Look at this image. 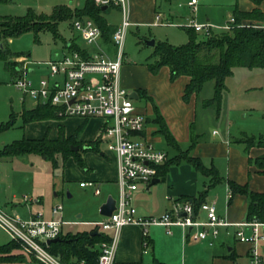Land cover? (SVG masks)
Returning <instances> with one entry per match:
<instances>
[{
  "label": "crops",
  "instance_id": "0c3cea01",
  "mask_svg": "<svg viewBox=\"0 0 264 264\" xmlns=\"http://www.w3.org/2000/svg\"><path fill=\"white\" fill-rule=\"evenodd\" d=\"M235 3H238L241 10L250 11L254 7L259 6L264 11V0L259 5L252 0H236ZM110 6L111 5H108L104 10V15L105 11H107ZM128 9L132 24L135 25H140L145 22L153 23L156 19V15H164L158 7V0H129ZM168 13V15H164L166 16L165 18L169 22H173L169 18H174L176 14L172 9L169 10ZM230 21H228V23ZM256 22H260L259 25L264 27V19H259ZM225 27L223 29H225ZM69 41L71 40H68V42ZM90 47L93 49H95L94 47L102 48L112 56H114L116 52L112 40L106 41L103 36L97 44L91 45ZM236 67H247L251 70L264 68L249 67L247 65H238ZM29 71V74H32V76H30L34 80H38L42 76L41 74L35 75L36 68L33 66H29ZM120 76L123 86L129 89L130 92L135 90L138 94V98L141 96L146 97L147 101L143 105H136L139 111L145 113L146 118L151 120L155 117V106L157 105L159 112L163 116L168 129L175 137L176 141L185 148L190 143L192 133H194L198 139L196 145L192 149V154L201 156L208 166L212 164L217 166L224 177L223 181L207 188L209 177L198 171L191 162L183 160L171 163L164 178H161L159 175L160 180L158 182L149 186H140L134 191V202L137 206L138 214H161L167 210H171L177 200L188 199V197H198L201 192L207 188L208 190L203 197L205 201L214 202L218 213L226 216L234 223V225L229 228L234 227L236 229L239 222L246 220L249 197L245 193H235L232 199L229 200L231 197V188L228 180L248 183L251 189L264 191V171H262L255 162L250 161V157L256 158L258 155L264 153V146L254 144L248 147L246 142L239 140V138L243 137L245 134H255H248L246 129H242L240 125L236 126L235 119H228V114L222 115V109H220V107L216 114L213 110H210L209 107L211 102L207 101L211 97L205 98L206 100L204 99L205 102L202 104L203 109L201 110L199 92L193 93L190 98L186 100L184 98L185 86L190 77L188 75H181L175 80H171L170 67L168 65L162 66L158 72L154 73L149 69L146 62L122 64ZM251 76L252 77H250L248 81L254 77L253 75ZM22 99L25 101L26 96ZM214 117H216V119H214ZM214 122L218 124V127L213 125ZM105 123V119L100 116L86 118L81 116H66L40 119L26 123L32 125L36 124L38 128L35 133L28 137H43L47 134L50 138L55 139L60 136L61 130H63L66 137L75 136L77 140L76 145H78L79 148V144L82 145L81 156L86 165L84 169L88 170V173L79 171L80 178H82L81 180L92 179L95 180L100 188L104 186L103 189L101 188L100 193H96L102 195L98 203L97 215L90 218H83V213H78L77 216L79 218H69L64 212L63 216L66 220H79V222L64 224L62 233L93 231L94 227L89 221L102 217L103 214L100 213L101 204L109 195H113L116 198L119 196V184L117 182L118 170L115 155L110 150H107L106 144L100 137ZM209 123H211V125H207ZM158 128L159 126L157 123L147 121L144 134L152 139L155 144L158 142H165L170 146L165 136L158 131ZM262 133L264 132H259L258 134ZM96 139H99L97 143L98 149L89 148L90 142ZM167 150L170 155L174 154L170 149ZM92 189L94 191V188ZM55 195H57V192H55ZM27 202L28 201H26V203ZM29 202L44 204V198L39 197L36 200L32 198ZM29 202L27 203L29 215L42 210L46 216L51 215V206L56 203L52 201L51 205L46 208L40 207L39 209H33L32 204L30 205ZM16 205L17 204H15V207ZM16 214L19 213L16 212ZM199 214L204 218L206 217V211L203 209H199ZM66 225H69L67 229L65 228ZM84 225L88 226L85 227ZM245 229L247 234L251 233L249 227ZM228 236V234H221L215 242L210 245H214L216 242L220 245H225L229 243L227 240ZM236 237L234 233V245L229 247V249L235 251L237 258H249L251 242L240 240ZM147 238L150 243L147 247H144L142 226L137 224L125 226L121 232L120 244L116 255V264H139L142 262L145 248L153 251L155 264L174 262L171 259L174 258V254L168 253L160 247L162 242L166 243L168 251H177L179 244L182 245L184 250L190 243L193 242V244H198V242H200L190 240L187 236L186 228L180 225L172 226V232H169L164 225H151L148 227ZM204 241L208 242L207 240ZM260 243H264V241ZM262 255V264H264V245H262ZM220 258L221 257H216V259ZM228 264L237 263L235 260L231 259L228 260Z\"/></svg>",
  "mask_w": 264,
  "mask_h": 264
},
{
  "label": "built area",
  "instance_id": "2783aa9c",
  "mask_svg": "<svg viewBox=\"0 0 264 264\" xmlns=\"http://www.w3.org/2000/svg\"><path fill=\"white\" fill-rule=\"evenodd\" d=\"M95 2L98 5H117L122 11V21L112 34V42L116 48L114 56L102 48L90 47L102 38L101 26L91 17L75 16L73 27L79 31L86 46L81 49L67 47L62 53L41 61L40 63L47 66L48 72L38 80H34L29 74V58H22L24 64L19 67L13 83L22 90L23 97L29 95L36 103L50 102L55 105L59 116H100L106 121L100 137L107 150L115 155L119 196L116 198V207L112 214L89 221L94 229L98 228L99 232L105 234V238L98 242V257L96 261L75 257L71 262H66L49 248L52 242L49 243L48 239L61 236L64 224L79 222L64 218L62 202L51 206L50 216L39 210L23 217L7 211L0 205V228L7 232L10 239L21 244L25 254L33 256L42 264H116L122 229L130 224L142 226L144 247L150 243L147 236L148 227L151 225H164L169 232H172V226L180 225L186 228L190 240H207L209 244H213L220 236L222 228L234 225L226 216L218 213L214 202L204 201L196 209L191 200L180 199L171 210L161 214L140 215L137 212L134 191L140 186H149L154 177H159L158 166L167 160L169 154L167 149L158 147L144 134L146 115L137 109L130 90L121 82L125 38L132 24L128 9L129 0ZM199 2L200 0H188L187 3L196 10ZM153 23L169 21H165L158 14ZM212 25L210 22H198L195 19L188 24L196 31H204L205 34L211 33ZM226 27H230V24ZM80 184L92 186L95 193L101 192L95 180H81ZM25 200L29 202L32 198L25 196ZM199 209L206 211L205 218L199 214ZM237 226L235 234L238 239L251 242L250 264H262L263 255L259 244L264 241V230H261L264 221L244 220ZM246 227L251 229L250 234H247Z\"/></svg>",
  "mask_w": 264,
  "mask_h": 264
},
{
  "label": "rangeland",
  "instance_id": "374dc122",
  "mask_svg": "<svg viewBox=\"0 0 264 264\" xmlns=\"http://www.w3.org/2000/svg\"><path fill=\"white\" fill-rule=\"evenodd\" d=\"M85 1L6 0L0 2V16L26 15L29 9H32L36 14L50 15L57 4L67 3L73 7H80L85 4ZM235 1L200 0L198 8L193 10L188 5V0H158V7L164 15H168L171 9L176 14L174 18H169L173 22L131 24L125 38L123 64L147 61L154 48L153 45L147 43V39L168 40L174 44L186 42L189 38L187 25L192 19L198 22H210L213 24L214 31L222 30L228 21L232 20ZM164 15L161 17H164L163 19L166 21ZM105 16L112 31L119 26L123 17L121 9L116 5H111L105 11ZM73 19L60 22L61 35L58 37L51 30L43 29L38 33L29 30L19 36L8 38L5 46H8L12 52L23 53L12 57L15 65L22 67L24 64L22 58L27 57L29 66L36 68L35 75H46L47 66L40 62L65 51L67 49L66 41L76 39L81 46H85L86 43L79 31L73 27ZM233 22L232 20L228 23L230 27ZM256 23L260 24V22ZM230 27L225 28L229 29ZM197 36L200 39L207 37V34L204 31H198ZM94 48L100 49L99 47ZM30 75L32 76V74ZM251 75L254 77L248 81L252 77ZM15 77L16 74L14 75L6 66L5 59L0 58V122L9 120L12 112L17 116L14 126L0 132V148L6 143L29 136L38 130L36 124H24L22 121L21 112L25 108L35 105V100L26 95V99L23 101L22 90L13 83ZM214 94L215 79L211 78L205 81L199 91L200 110L203 109L202 104L205 102V98H212ZM146 101L144 96L134 99L137 106L143 105ZM219 107L222 109V115L228 114V119L234 118L236 126L240 125L242 129H246L248 134L256 135L259 132H264V68L251 70L247 67H235L234 71L225 79L221 100L211 102L209 109L216 114ZM207 125H211V123ZM213 125L218 127L215 122ZM156 145L170 149L175 153V149L165 142H158ZM81 148L82 145L78 150L67 149L65 153H57L56 165L51 159L36 152L0 157V205L7 211L17 212L23 217H27L29 212L25 196L34 200L43 197L44 204L38 202H29V204H32L33 209H39L48 207L52 201L62 202L65 215L69 218H79L78 213H83V218L97 215V207L102 195L96 194L92 186L80 185L82 178H80L79 171L88 173V170L80 166L74 157L75 151L81 155ZM103 187L101 186L102 189ZM15 204H17L16 207ZM68 227L69 225L65 226L66 229ZM261 230L263 231L264 227H261ZM234 233V227L222 228L221 234L229 235L227 239L229 243L225 245H220L217 242L216 245H210L205 241L193 244L191 241L192 243L184 250L179 244L177 251H168L165 242H162L160 247L168 253H173L174 258L171 259L174 263L179 264H228V260L231 259L235 260L237 264H250L248 257L237 258L235 251L229 249L234 245ZM8 240H10L9 235L0 228V243ZM262 245L264 243L259 244L261 250ZM6 254L0 253V264H40L33 256L22 251L21 244H19V248H14L9 253L16 254V257L6 259L3 257ZM216 257L221 258L216 259ZM139 264H155L154 253L151 249L145 248L142 262Z\"/></svg>",
  "mask_w": 264,
  "mask_h": 264
},
{
  "label": "trees",
  "instance_id": "16d2710c",
  "mask_svg": "<svg viewBox=\"0 0 264 264\" xmlns=\"http://www.w3.org/2000/svg\"><path fill=\"white\" fill-rule=\"evenodd\" d=\"M2 1L6 0H0V2ZM252 1L259 5L263 0ZM233 15L234 22L229 29L225 28L220 31L212 29L211 33L207 34L205 38L199 39L197 36L198 31L194 27L187 25L189 38L184 43L174 44L168 40H156L152 54L146 61L149 69L156 73L162 66L168 65L170 67L171 80H175L181 75H188L190 79L185 86L184 92L186 100L193 93H198L206 80L213 78L215 79V94L207 102H219L225 87V79L234 71V67L238 65L264 67V27L256 23L257 20L264 19V11L259 6L254 7L250 11L241 10L238 3H235ZM75 16L93 18L101 26L104 39L106 41L112 40L113 31L104 15V10L101 5L96 4L95 0H86L85 4L80 7L62 3L57 4L50 15L36 14L32 9H29L26 15L0 16V58L5 59L6 66L14 75L17 74L19 65H15L12 57L23 53L12 52L8 46H5L6 40L29 30H34L38 33L43 29L51 30L58 37L61 35L59 31L60 22L63 20L71 21ZM243 20L248 21L245 22ZM66 46L70 49L82 48L76 39H71L69 42L66 41ZM155 110V117L151 120L146 118V120L157 123L159 126L158 131L165 136L168 144L175 149V153L170 155L168 152L167 160L158 166V175L164 178L171 163L187 160L198 171L209 177L207 188L223 181L224 177L217 166L213 164L208 166L201 156L192 154V149L198 139L196 135L192 133L190 143L184 148L176 141L168 129L157 105ZM21 117L23 123L26 124L30 121L62 116L58 115L57 107L50 102H38L30 108H25L21 112ZM16 118V114L12 112L9 120L1 121L0 132L14 126ZM239 140L246 142L248 147L254 144L264 146V133L259 135L245 134ZM98 142L99 139L91 141L88 147L97 150ZM76 144L75 136L66 137L63 130H61L60 136L55 139L50 138L47 134L43 137L25 136L6 143L0 148V157L36 152L51 159L56 165L57 153H65L67 149H73L72 146ZM74 157L80 166L86 168L83 157L76 151ZM250 161L255 162L264 171V153L256 158L250 157ZM228 183L231 188L229 200L232 199L235 193H245L249 197L246 220L257 219L264 221V191L253 190L248 183H239L234 180H228ZM207 188L198 197H188L194 203L196 209L205 201L203 197L208 190ZM61 237V240L52 242L49 248L54 253L59 254L63 260L71 262L75 257H85L90 261H96L99 254L98 242L105 238V234L103 232L93 234L92 231L66 232L61 233ZM19 244V242L12 239L1 243L0 253H8L3 255L6 259L16 257V254L9 253L14 248H19Z\"/></svg>",
  "mask_w": 264,
  "mask_h": 264
},
{
  "label": "water",
  "instance_id": "95a60500",
  "mask_svg": "<svg viewBox=\"0 0 264 264\" xmlns=\"http://www.w3.org/2000/svg\"><path fill=\"white\" fill-rule=\"evenodd\" d=\"M107 7H108V4H102L101 5V8L103 10H105ZM146 41H147L148 44L153 45V46L156 44V39L155 38H150V39H147ZM130 95L133 98H138V94L136 93L135 90L132 91V92H130ZM72 148L74 150H77L79 148V146L78 145H73ZM101 153H103V152H101ZM159 180H160L159 177H154L152 179L150 185L158 182ZM115 207H116V197H114L113 195H109L107 197V199L101 204V206H100V213L103 214V215H110V214H112V212L115 209ZM98 232H99L98 228H95L92 231L93 234H96ZM61 239H62L61 236H56V237H53V238H49L48 239V242L49 243L50 242H55V241H58V240H61Z\"/></svg>",
  "mask_w": 264,
  "mask_h": 264
}]
</instances>
